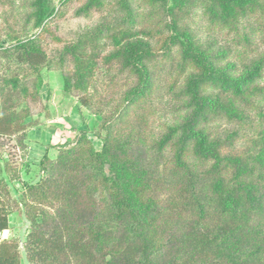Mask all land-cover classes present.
I'll return each mask as SVG.
<instances>
[{"label":"rangeland","instance_id":"rangeland-1","mask_svg":"<svg viewBox=\"0 0 264 264\" xmlns=\"http://www.w3.org/2000/svg\"><path fill=\"white\" fill-rule=\"evenodd\" d=\"M191 1L0 0V115L15 102L20 105L16 111L27 106L28 131L62 119L53 129L65 128L66 133L48 150L56 156L59 148L76 147L83 135L96 152L103 150V138L113 137L115 146L135 136L142 138L144 161L123 159L107 165L105 171L112 176L120 169L126 195L136 209L143 210L138 214L147 223L158 216L153 225L167 207L187 201L200 183L209 182L208 173L227 177L237 172L236 167L248 166L251 172L239 179L237 173L235 183L248 179L256 184L252 175L264 170V0H223L213 12L208 0ZM186 39L191 41L192 58L204 56L208 66L196 65L188 57ZM22 46L39 48L47 63L37 69L20 63ZM147 50L151 53L142 57ZM81 53L94 57L87 70L76 62ZM219 78L244 82L250 97L236 98ZM67 80L72 86L68 100ZM142 88L144 98L121 122L129 97ZM190 104L194 106L189 109ZM200 106L208 108L207 114L203 112L206 119L199 121L198 131L202 129L204 136L190 142L187 158L199 177L193 180L192 191L185 192L181 184L164 177L178 152L169 139L170 129H183L181 125ZM111 123H116L112 131L107 130ZM186 136L184 130L178 138ZM202 139L215 158L200 156ZM0 142V165L4 166L2 159L10 161L4 183L8 192L3 196L10 211L9 229L0 235V242L15 241L21 264H30L25 244L33 202L25 203L23 194L43 177L41 155L33 146L37 165H32L30 152L17 149L16 137ZM261 183L264 186V180Z\"/></svg>","mask_w":264,"mask_h":264},{"label":"trees","instance_id":"trees-1","mask_svg":"<svg viewBox=\"0 0 264 264\" xmlns=\"http://www.w3.org/2000/svg\"><path fill=\"white\" fill-rule=\"evenodd\" d=\"M222 1L208 0V10L213 12ZM184 48L192 58L190 39L185 40ZM20 50L18 61L28 67L37 69L47 63L45 53L35 46H22ZM150 53L147 50L142 57ZM87 56L81 53L76 58L84 70H87L88 61L94 60L93 55ZM196 58H192L196 65L204 62L208 66L204 56ZM219 82L227 91L234 90L238 99L251 95L244 82L230 78H223L222 82L219 78ZM81 86L82 83H78L76 90ZM71 90L67 80L66 99L72 97ZM145 93L142 88L129 97L121 122L127 119L129 109L144 98ZM16 105L20 106L15 102L9 108L5 107L0 115V140L16 137L17 149L28 153L25 141L30 126L25 119L30 112L27 106L16 111ZM193 106L190 104L189 109ZM10 108L15 110L8 112ZM207 110L200 106L196 115L184 122L186 125H181L183 129H170L169 139L175 143L178 152L171 166L166 168L164 177L181 184L185 192L192 191L193 180L199 177L198 172L189 166L188 149L191 141L197 143L199 136H204L202 129L198 131V128ZM114 125L116 123H111L107 130L112 131ZM184 130L187 136L178 138ZM82 138L74 148H59L55 158L48 154V150L55 146H48L39 162L42 179L30 185L23 194L25 203L28 204L29 199L33 202L29 206L31 230L25 244L30 264H264V186L261 183L264 170L252 175L256 184L248 179L235 183L244 172L245 175L251 172L248 166L236 167L237 172L233 171L227 177L219 178L215 173H208L209 182L200 183V189L187 197V201L167 207L159 223L153 225L158 216L152 223H147L138 214L143 210L136 209L132 197L126 195L127 184L120 169L113 170L112 176L105 171L107 165L123 159L144 161L146 150L142 138L139 141L135 136L123 146H115L111 144L113 137H98L104 143L101 152L95 151L87 135ZM206 146L202 139L198 146L200 156L215 158L216 155L207 152ZM1 148L3 144L0 142ZM251 151H254L253 146ZM2 160L0 186L4 189L0 190V235L9 229L10 215L3 201L8 192L4 183L9 179L10 161ZM100 188H103L102 194H99ZM105 192L109 193L107 197ZM166 215L168 217L164 218ZM21 263L16 242H0V264Z\"/></svg>","mask_w":264,"mask_h":264},{"label":"crops","instance_id":"crops-1","mask_svg":"<svg viewBox=\"0 0 264 264\" xmlns=\"http://www.w3.org/2000/svg\"><path fill=\"white\" fill-rule=\"evenodd\" d=\"M61 120L62 119H54L47 121L44 125L41 126V128L27 132L28 135L25 144L27 145L28 151L31 154V159L28 160L29 162H31L32 165H37V161L32 158L34 149L33 146L39 147L37 150L39 151L42 159L47 152L46 148L48 146H55L57 144L56 141L59 140L58 138L64 136V133H66V129L64 127V129L61 130L53 129V127H55L58 122H61ZM48 154L51 158L56 157V155H51L50 152H48ZM5 232L6 231L1 233V235Z\"/></svg>","mask_w":264,"mask_h":264}]
</instances>
